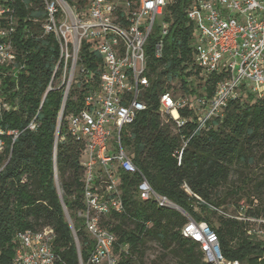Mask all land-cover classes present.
Here are the masks:
<instances>
[{"label": "trees", "instance_id": "1", "mask_svg": "<svg viewBox=\"0 0 264 264\" xmlns=\"http://www.w3.org/2000/svg\"><path fill=\"white\" fill-rule=\"evenodd\" d=\"M28 1L16 0L18 25L12 38L16 59L0 64V126L21 131L13 143L6 139L0 153V264H12L18 232L44 227L55 233V264H92L88 260L94 241L77 216L84 207V140L73 137L63 119L55 142L63 89L47 87L58 58V43L52 33L42 29L46 17L42 0H32V8ZM187 3L176 0L160 17L168 27L158 58L153 49L159 37L158 24L148 35L145 53L150 84L141 95L146 108L120 132L125 151L152 188L186 214L138 199L135 176L121 171L123 210H110L100 223L116 237V264H137L135 259H141L149 241L160 248L152 264H209L198 244L181 234L187 216L205 221L215 231L225 258L241 264H264V239L248 233V222L228 216L225 210L231 205L248 216L264 215V169L260 166L264 161V97L255 96L242 85L221 114L200 129L192 110L178 109L180 117L186 119L180 127L159 110V95L178 91L171 81L178 80L182 94L198 93L209 99L221 77L212 73L197 86L189 80L194 63L192 28L185 16ZM32 18L38 22L33 23ZM24 23L31 28L28 35L21 29ZM99 64L98 54L83 43L79 65L86 72L78 73L69 89L64 115L83 107L85 94L98 83ZM31 121L36 123L33 130L25 128ZM54 163L61 199L53 179ZM232 175L239 184L231 181Z\"/></svg>", "mask_w": 264, "mask_h": 264}, {"label": "built area", "instance_id": "2", "mask_svg": "<svg viewBox=\"0 0 264 264\" xmlns=\"http://www.w3.org/2000/svg\"><path fill=\"white\" fill-rule=\"evenodd\" d=\"M42 2L46 13L42 29L44 33H52L58 43V58L47 89L53 85L63 89L55 142L63 119L68 132L76 139L84 140L82 157L85 160L81 158L84 207L77 211V216L82 218L85 231L94 241L88 261L116 264L117 256L113 252L116 237L101 225L100 220L110 210L117 213L123 210L121 171L135 176L138 199L151 200L157 206L186 214L165 194L152 188L147 177L128 156L120 137L121 128L146 108L141 95L150 84L146 75L147 37L158 24L159 37L153 49L154 56L160 57L162 36L168 27L160 17L176 0H83L78 6L76 0ZM32 5L34 2L29 0L27 6L32 8ZM17 8L16 0H0V64L13 63L16 59L12 38L18 25ZM185 16L192 28L194 73L189 80L197 86L212 73L221 77L209 99L198 93L182 94L178 80L171 81L177 84L178 91L159 95V110L179 127L186 119L180 117L178 109L192 110L197 114V128L200 129L211 117L221 114L229 99L238 95L242 85H246L255 96L264 97V0H188ZM25 18L30 19L28 15ZM31 21L37 23L38 19L32 18ZM21 29L26 35L31 30L25 23ZM83 43L100 57L99 80L85 94L83 107L64 115L69 89L76 82L77 74L86 72L79 65ZM25 128L33 130L36 123L31 121ZM20 132L19 129L0 126V153L5 148L6 139L13 143ZM53 179L61 199L55 163ZM241 207L245 208L242 202ZM227 215L248 222V233L264 239V215L258 218L248 216L242 209ZM187 218L181 234L198 244L205 262L241 264L223 256L217 234L205 221ZM54 237L50 227L18 232L12 264H55L58 256L53 248Z\"/></svg>", "mask_w": 264, "mask_h": 264}, {"label": "rangeland", "instance_id": "3", "mask_svg": "<svg viewBox=\"0 0 264 264\" xmlns=\"http://www.w3.org/2000/svg\"><path fill=\"white\" fill-rule=\"evenodd\" d=\"M82 160L83 161L85 160L84 156L82 157ZM260 166L264 169V161L260 164ZM231 181L234 184L240 183L238 181V179L236 178V175L231 176ZM243 199H245V198H243ZM225 210L227 213L232 214V215L236 213V211L234 210V208L231 205H227ZM142 251H143V255H142L141 259L139 260L138 257L135 259L137 264H152V261L156 260L157 255L160 254V248L158 247V245L155 244L154 242H150V241L146 243V245L143 247Z\"/></svg>", "mask_w": 264, "mask_h": 264}]
</instances>
